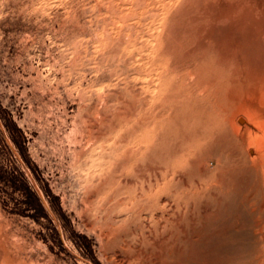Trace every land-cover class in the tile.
Masks as SVG:
<instances>
[{
  "label": "rangeland",
  "instance_id": "rangeland-1",
  "mask_svg": "<svg viewBox=\"0 0 264 264\" xmlns=\"http://www.w3.org/2000/svg\"><path fill=\"white\" fill-rule=\"evenodd\" d=\"M183 8L0 0V241L16 264H264V225L245 190L214 183L233 161L213 151L203 170L181 168L177 219L137 192L136 170L112 162L141 134L125 121L142 105L132 70L145 37L182 36ZM132 158L143 165L146 155Z\"/></svg>",
  "mask_w": 264,
  "mask_h": 264
},
{
  "label": "bare ground",
  "instance_id": "bare-ground-1",
  "mask_svg": "<svg viewBox=\"0 0 264 264\" xmlns=\"http://www.w3.org/2000/svg\"><path fill=\"white\" fill-rule=\"evenodd\" d=\"M174 1L185 6L177 14L182 36L145 37L149 50L132 70L142 76V105L126 111L125 121L141 134L135 151L123 144L112 162L136 170L137 192L156 197L155 206L177 219L176 175L203 170L217 151L236 167H217L214 183L245 190L254 222L264 225V0ZM166 139L173 148L164 159ZM139 152L143 165L132 158ZM4 242L0 264H16Z\"/></svg>",
  "mask_w": 264,
  "mask_h": 264
}]
</instances>
